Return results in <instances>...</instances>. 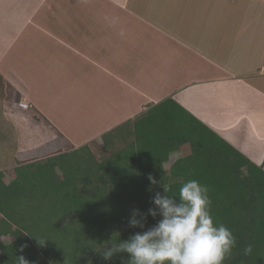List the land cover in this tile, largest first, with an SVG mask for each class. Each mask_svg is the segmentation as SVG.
<instances>
[{"label": "crops", "instance_id": "crops-1", "mask_svg": "<svg viewBox=\"0 0 264 264\" xmlns=\"http://www.w3.org/2000/svg\"><path fill=\"white\" fill-rule=\"evenodd\" d=\"M0 78L14 140L78 147L170 98L264 169V0H0Z\"/></svg>", "mask_w": 264, "mask_h": 264}, {"label": "trees", "instance_id": "trees-1", "mask_svg": "<svg viewBox=\"0 0 264 264\" xmlns=\"http://www.w3.org/2000/svg\"><path fill=\"white\" fill-rule=\"evenodd\" d=\"M143 118L114 142L111 131L103 134L100 145L110 150L103 158L88 144L67 143L68 149L43 160L0 170V264H17L19 256L29 264H128L127 253L106 261L100 251L160 219L147 216L144 229L128 224L132 209L155 207L152 197L163 194V184L178 195L193 179L209 189L214 222L236 237L224 264H264L262 165L170 98ZM174 152L180 155L170 163ZM76 155L81 158L73 162ZM149 175L158 183L151 184Z\"/></svg>", "mask_w": 264, "mask_h": 264}, {"label": "clouds", "instance_id": "clouds-1", "mask_svg": "<svg viewBox=\"0 0 264 264\" xmlns=\"http://www.w3.org/2000/svg\"><path fill=\"white\" fill-rule=\"evenodd\" d=\"M148 179L151 184L158 183L151 175ZM170 192L163 184V194L156 192L152 197L155 207L147 213L131 210L129 227L144 229L149 215L160 219L126 240L110 242L100 251L104 260L123 252L128 254V264H224L236 245V237L228 227L214 222L208 187L193 179L181 185L178 195ZM37 240L43 245L45 238ZM251 252L252 246L248 245L244 253ZM17 264L29 262L19 256Z\"/></svg>", "mask_w": 264, "mask_h": 264}, {"label": "rangeland", "instance_id": "rangeland-1", "mask_svg": "<svg viewBox=\"0 0 264 264\" xmlns=\"http://www.w3.org/2000/svg\"><path fill=\"white\" fill-rule=\"evenodd\" d=\"M21 2L22 0H15V4H21ZM0 85H2L1 88L5 85L1 78ZM24 112H27L25 113L27 116L31 114L29 113L30 110ZM19 114H22V110L17 108L15 101H0V170L6 171L19 163H25L31 160H43L51 153H55L57 149L65 151L69 148L67 142L59 136L54 138V141L47 140L45 142H39L36 139L30 138V136L25 138V140H14V135H12L11 131L7 130L12 127L14 132L17 133L18 125L8 124L9 121L5 122L4 119L19 116ZM121 131L123 130L116 131L109 139H112V142H114L113 139L116 140L117 134H120ZM101 140L98 137L88 144L98 159L103 158L110 152L108 148L101 147ZM25 145L29 146V148L21 149L20 146L24 147ZM117 146H119V142H115V147ZM176 156H179V153ZM79 158H81L79 155L71 156L73 162H76ZM10 177L7 172L6 180L9 181Z\"/></svg>", "mask_w": 264, "mask_h": 264}, {"label": "built area", "instance_id": "built-area-1", "mask_svg": "<svg viewBox=\"0 0 264 264\" xmlns=\"http://www.w3.org/2000/svg\"><path fill=\"white\" fill-rule=\"evenodd\" d=\"M19 106L23 107V108H28V104L24 103V102H19Z\"/></svg>", "mask_w": 264, "mask_h": 264}]
</instances>
